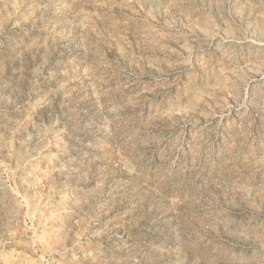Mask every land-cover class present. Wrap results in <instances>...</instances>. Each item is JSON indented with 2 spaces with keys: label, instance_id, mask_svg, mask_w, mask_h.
Wrapping results in <instances>:
<instances>
[{
  "label": "rangeland",
  "instance_id": "rangeland-1",
  "mask_svg": "<svg viewBox=\"0 0 264 264\" xmlns=\"http://www.w3.org/2000/svg\"><path fill=\"white\" fill-rule=\"evenodd\" d=\"M0 264H264V0H0Z\"/></svg>",
  "mask_w": 264,
  "mask_h": 264
}]
</instances>
